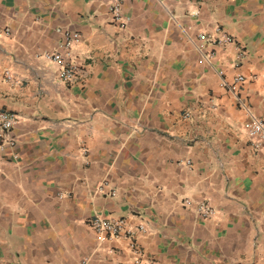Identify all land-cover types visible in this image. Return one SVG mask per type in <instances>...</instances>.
I'll list each match as a JSON object with an SVG mask.
<instances>
[{
  "label": "crops",
  "instance_id": "1",
  "mask_svg": "<svg viewBox=\"0 0 264 264\" xmlns=\"http://www.w3.org/2000/svg\"><path fill=\"white\" fill-rule=\"evenodd\" d=\"M0 28V112L19 116L0 154V264H137L97 217L144 225L146 261L264 264V154L246 131L264 121V0H0ZM217 29L234 43L200 48ZM66 33L85 73L71 84L45 56Z\"/></svg>",
  "mask_w": 264,
  "mask_h": 264
},
{
  "label": "built area",
  "instance_id": "2",
  "mask_svg": "<svg viewBox=\"0 0 264 264\" xmlns=\"http://www.w3.org/2000/svg\"><path fill=\"white\" fill-rule=\"evenodd\" d=\"M111 12L115 16L116 20L119 21L121 18V5L119 2H116L113 6L110 7ZM199 13L195 12L192 15L197 16ZM5 33L10 34V29H1L0 34ZM66 44L65 51L62 53H46L45 56L49 60L53 61L59 67V78L62 82L65 83H75L81 81L85 73L84 71L75 63L73 60V55L70 46V40L74 37L70 33H66ZM200 48L205 46L206 42H212L216 47H224L229 44L234 43V39L226 34L224 31L217 29L216 34L201 33L198 36ZM69 41V42H68ZM241 56V54L239 55ZM223 72H220V75H223ZM7 79L9 81L13 80V75L7 72ZM246 82L245 76L239 74L235 76L234 80L229 83L223 81V86L227 88L230 92H238L240 85ZM19 122V116L11 112H0V154L3 152L5 147L8 144L12 143L10 133L14 127ZM246 131L249 138L252 141V146L256 151L262 152L264 154V121L256 116H251V121L246 125ZM107 181H102L99 185L100 190L107 188ZM186 206L193 207L194 203L191 200H186ZM195 212L201 218L207 220L215 216V210L208 204H197L195 206ZM91 225L95 232L103 238L107 237L110 239L126 237L130 242V248L137 257V264H158L152 261H146L142 257V251L137 245L136 236L138 232L145 233L147 230L144 225H141L138 230L131 228L125 219L118 220H106L102 217L95 218ZM82 264H87V261H84Z\"/></svg>",
  "mask_w": 264,
  "mask_h": 264
}]
</instances>
